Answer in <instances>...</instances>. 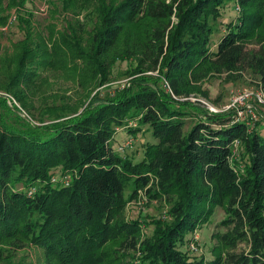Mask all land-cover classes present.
<instances>
[{
    "label": "trees",
    "instance_id": "16d2710c",
    "mask_svg": "<svg viewBox=\"0 0 264 264\" xmlns=\"http://www.w3.org/2000/svg\"><path fill=\"white\" fill-rule=\"evenodd\" d=\"M101 1L99 27L78 52L88 78L104 86L115 63L132 58L137 74L112 96L96 91L81 110L48 109L58 115L52 122H0V264H264V129L257 120L249 131L233 111L207 110L186 129L179 107L192 93L206 96L202 85L215 75L248 71L264 90V0ZM228 3L238 16L215 39L212 20ZM136 21L146 22L142 36L121 46ZM25 39L8 87L33 81L53 62L29 60ZM149 70L158 75H138ZM132 119L140 126L129 131L146 125L155 139L139 160L113 145ZM55 174L69 175V184L53 181ZM142 191L169 205V219L153 218L150 235L125 214ZM218 208L225 229L212 235V258L191 256L183 249L189 235ZM26 246L41 251L36 262L14 260Z\"/></svg>",
    "mask_w": 264,
    "mask_h": 264
},
{
    "label": "rangeland",
    "instance_id": "374dc122",
    "mask_svg": "<svg viewBox=\"0 0 264 264\" xmlns=\"http://www.w3.org/2000/svg\"><path fill=\"white\" fill-rule=\"evenodd\" d=\"M120 1L106 0V3L117 4ZM101 4V0H0V14H6L8 17L7 24L0 23V122L17 128L26 125L22 116L35 124H40L39 121L43 120L52 122L58 115L48 109L68 104L73 107L72 110H81L83 104L88 103L96 91H101L104 96H112L136 76L138 60L132 58L128 61H117L109 74V81L104 86H98L93 79L88 78L87 63L78 52L87 51L91 37L99 27ZM222 14L216 21L212 20L216 29L213 35L215 39L224 32L229 21L237 18L238 10L233 3H228L223 8ZM145 25V21L130 24L120 45L123 46L129 37L132 41L141 37ZM27 37L31 42L32 55L29 60L38 61L47 57L53 62L45 68H37L33 81L8 87L10 76L14 73L18 58L23 53L22 42ZM132 67L134 74L131 72ZM238 74L215 75L202 85L203 90L208 92L206 96L197 92L192 93L188 98H183L191 103L194 102L192 105L191 103L179 105L187 112L186 129L201 118H205L202 110H207L209 113L223 112L222 109L234 93L247 88H260L258 78L250 72H244L241 76ZM138 75L154 77L158 75V71L149 70ZM163 82L166 83L161 79L158 83L164 87ZM2 93L8 96H2ZM194 104L201 106V110ZM14 106L18 110L13 109ZM257 112L259 129L262 130L264 129V105H258ZM126 125L128 127L125 129L118 128L113 145L118 148L129 135H133V144L127 147L125 152L120 153L131 155L139 160L144 155L146 145L155 139L146 125L142 126L137 133L133 130L129 131L140 126L135 119L127 121ZM238 152L239 148L237 154ZM168 210L169 205L165 199L150 198L142 191L129 201L125 214L128 218H138L145 235H150L154 228L150 221L153 218L167 221ZM165 214L166 217L163 218ZM224 216L223 208H218L208 223L189 235L193 239L184 245L183 249L187 250L191 256L202 255L208 260L211 259L212 247L217 244V240L212 235L214 232L225 229L219 225ZM192 243L197 246V250L191 249ZM40 254L41 251L36 247L26 246L15 254L14 260L36 262Z\"/></svg>",
    "mask_w": 264,
    "mask_h": 264
},
{
    "label": "built area",
    "instance_id": "2783aa9c",
    "mask_svg": "<svg viewBox=\"0 0 264 264\" xmlns=\"http://www.w3.org/2000/svg\"><path fill=\"white\" fill-rule=\"evenodd\" d=\"M1 95L8 96L6 93H2ZM188 98V97H187ZM262 103L264 104V90L262 87L257 89H242L238 92L234 93L231 97L228 104H226L225 108L222 109L223 112L226 111H233V120L234 121H244L245 124L248 127V130L251 131L253 127L255 126V122L259 119V114L256 110V104ZM123 129V128H122ZM134 138L128 137L123 144H121L117 151L119 152H125L126 148L133 144ZM240 140L235 139L233 141V152L234 154H237V150L239 148ZM57 179H61V181L68 185L70 182L69 175H63L59 177L58 175H54L52 180L55 181ZM32 190H35V187L32 188ZM163 217H166V214L163 215ZM191 249L197 250V246L192 243Z\"/></svg>",
    "mask_w": 264,
    "mask_h": 264
}]
</instances>
